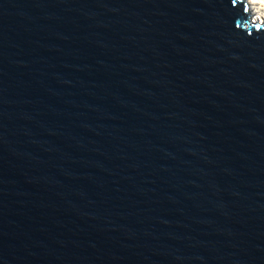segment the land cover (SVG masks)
<instances>
[{
	"label": "water",
	"instance_id": "water-1",
	"mask_svg": "<svg viewBox=\"0 0 264 264\" xmlns=\"http://www.w3.org/2000/svg\"><path fill=\"white\" fill-rule=\"evenodd\" d=\"M243 1L0 0V264H264Z\"/></svg>",
	"mask_w": 264,
	"mask_h": 264
},
{
	"label": "bare ground",
	"instance_id": "bare-ground-1",
	"mask_svg": "<svg viewBox=\"0 0 264 264\" xmlns=\"http://www.w3.org/2000/svg\"><path fill=\"white\" fill-rule=\"evenodd\" d=\"M251 12L253 17L250 22L251 24H264V0H250ZM249 9V6H247ZM250 16V15H249Z\"/></svg>",
	"mask_w": 264,
	"mask_h": 264
},
{
	"label": "rangeland",
	"instance_id": "rangeland-1",
	"mask_svg": "<svg viewBox=\"0 0 264 264\" xmlns=\"http://www.w3.org/2000/svg\"><path fill=\"white\" fill-rule=\"evenodd\" d=\"M243 2L245 3V7H246V9H247V13L250 15V17H251V19H252L253 14L250 13V12H251V10H250V8H251L250 0H244ZM247 6H249V9L247 8Z\"/></svg>",
	"mask_w": 264,
	"mask_h": 264
}]
</instances>
